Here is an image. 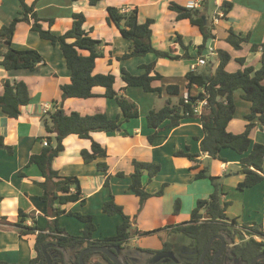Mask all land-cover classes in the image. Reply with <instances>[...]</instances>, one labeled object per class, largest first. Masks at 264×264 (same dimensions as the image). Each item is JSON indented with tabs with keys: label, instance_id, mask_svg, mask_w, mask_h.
<instances>
[{
	"label": "crops",
	"instance_id": "0c3cea01",
	"mask_svg": "<svg viewBox=\"0 0 264 264\" xmlns=\"http://www.w3.org/2000/svg\"><path fill=\"white\" fill-rule=\"evenodd\" d=\"M171 1L187 7H202L208 13L210 23L215 27L216 37L212 39L211 45L215 47L217 54H209V57L207 56L209 65H198V71L215 72L219 64V49L228 50L234 60L244 57L245 62L243 64L240 62L239 69L246 66H254L256 69L261 67L262 50L252 51L251 46L264 42V0H231L234 2V7L227 14V18L223 16V19L218 18L216 22L213 19L215 10L213 14L210 13L208 0H101L94 6L90 5L89 0H39L36 3V11L38 16L43 19V26L51 28L58 34L64 33L72 27L74 12L82 11L86 14L84 28L89 31L92 37L103 41L102 48L105 53L103 57L97 58L94 72L114 73L116 75V90L135 101L140 110V116L125 121L120 130L92 133V138L107 148L108 155L106 157L85 162L82 150L91 148L92 139L70 134L64 139V149L53 161V167L59 170L60 174L75 175L79 178L86 203L72 202L67 205V208L93 215L97 224L94 233L95 239L106 237L99 233L101 228L115 235L118 225L122 223L121 215H108L103 211L104 202L111 198L112 194L115 201L122 205L125 212L132 217L134 229L139 231L152 229L155 225H162L161 227H166L165 231L169 237L171 229L167 226L178 224L180 215L184 219L181 222L187 221L198 199L212 194L214 186L211 180L208 178L196 179L197 170H192V161L184 156H176L174 153L177 150L189 148L191 152L199 153L197 159L200 162V168L209 165L211 174L220 176L221 181L222 177L227 178H224L225 180L222 182L225 193L222 194V200H231L230 206H232L233 200L230 190H226V183L240 190L237 185L245 178L241 172V159L248 153L240 154L231 148H224L221 151L222 158H214L201 150V140L205 133L200 118L184 119L179 126L159 131L153 141L149 140V136L156 131L147 123L146 116L149 111L162 107L158 104L159 99L162 100V105L168 98L178 99V95H172L166 91V85H179L181 95L186 91L192 95H198L202 91V88L197 85L188 88L186 74L202 56L198 54L197 47L203 43L204 36L200 28L192 24L189 19L177 18V13L169 8ZM26 2L32 4L34 0H26ZM108 6H117L125 11L137 7L140 22H145L148 18L155 20L152 24V42L156 48L168 50L175 44L177 53L183 54L184 47L180 42L176 43L178 35H181L183 43L189 45L190 54L196 57L172 60L157 58L154 53H148L143 56L119 59L118 57L131 50L132 41L124 38L116 25L108 23ZM21 11L20 0H0V27L9 24L16 16L20 15ZM240 14L244 16L242 17ZM50 18L54 19L51 26L48 21L44 20ZM222 27H224L225 33L222 32ZM230 28L239 33L251 34L250 41L247 42L249 44L245 45L246 47L242 46L243 50L240 49V52L234 49L229 42H224V45L221 46L220 38L221 36L226 38ZM13 46L19 49L34 48L39 50L44 56V62L35 70L28 68L7 70L1 65L2 57L0 56V95L4 92L3 81L6 78L25 81L31 94L30 102L21 107V114L17 118L10 117L0 106V135L4 137V145L0 146V217H6L9 222H16L19 219V211L22 209L26 213L35 212L36 223L44 227L48 224L51 216L47 213L46 203L41 199L43 190L36 183V181H43L44 177L37 165H28L30 156L42 151L46 136L55 135V133L48 132L44 124V105L48 104V109L52 110L55 104H59L61 107L63 103V108L69 113L79 111L82 114H92L104 111L110 117H119L120 119H124V114L115 99L103 96L106 90L104 86L94 87L96 93L94 97L63 99L61 85L71 81V71L67 66L64 53L59 45L42 38L37 31L32 29L30 23L26 21L18 23L13 37ZM231 61L227 65V69ZM151 62H155V70L163 75L162 80L153 82L154 86L163 85L164 89L161 94L145 91L141 86H129L122 78V67L133 74H141L144 72L141 65ZM236 66L232 65V69H235ZM156 94L159 95V99ZM242 94V89H237L234 92L236 113L228 125V130L234 133L245 130L248 122L246 115L251 111L252 103L244 99ZM239 108H241V119L236 120L235 116ZM250 136L253 143H264V128H261L260 125L255 126ZM9 146H12L13 153H9ZM134 159L158 162L162 166L161 171L151 181L148 180L147 174L144 176V183L148 191L156 192L167 183L162 195H154L147 199L141 209L139 222L133 218L140 208L139 197L130 190ZM99 161H106L109 166V185L105 184L106 174L99 169ZM19 171H23L24 174L20 175ZM120 172H123L125 176H120L118 174ZM173 186L177 187V191L173 192ZM167 188H169L168 194ZM180 190L185 191L188 197L191 195L190 210H185L184 200L178 192ZM240 191L243 195L241 194L239 198L233 197V199L243 204L242 211L248 212L249 216L239 214L236 217L240 221L248 220L247 217H250L254 219V222L261 223L264 229V180L253 187ZM166 198H169L170 203L175 199H180V213H171L172 206L170 212L164 210ZM228 210L227 212H229ZM167 221L169 224H166ZM60 223L66 227L70 234H81L85 226L81 220L66 213L60 216ZM26 224H34L33 219L27 218ZM138 234L139 232L133 234L130 241H133ZM35 241L36 234L21 235L11 224L0 221V260L28 263L37 255ZM165 242L163 241L158 246L148 244L145 248L160 250L164 247ZM167 242L172 243L170 240ZM172 250L174 251L173 243ZM120 252L127 254L126 249ZM137 255L140 254L137 253ZM148 257H143V264ZM190 258L193 259V255ZM165 263L169 262L166 261L162 264Z\"/></svg>",
	"mask_w": 264,
	"mask_h": 264
},
{
	"label": "trees",
	"instance_id": "16d2710c",
	"mask_svg": "<svg viewBox=\"0 0 264 264\" xmlns=\"http://www.w3.org/2000/svg\"><path fill=\"white\" fill-rule=\"evenodd\" d=\"M22 11L9 24L0 27V56L1 65L7 69L28 68L35 70L44 62V56L34 48L19 49L13 46V37L20 21H26L31 24L33 30L37 31L42 38L50 40L53 44L59 45L66 58V63L71 71V81L61 85L62 97L90 98L96 96L94 87L104 86L103 96L115 99L121 107L124 119L112 118L104 111H97L92 114H82L79 111L67 112L59 104H55L52 110L44 114V124L50 133L54 136L47 135L49 145L44 146L40 153H33L28 165H37L44 177L43 181H36L42 188L41 199L46 203L47 213L51 216L48 224L44 227L36 223L35 212L26 213L24 210L19 211V219L16 222L7 221L6 217H0V221L5 224H11L21 235L36 234L35 249L37 255L28 263L8 262L0 260V264H48L47 257L43 248L47 246L53 264H81L80 253L83 249L90 246H120L121 250L125 249L134 233L132 217L125 212L122 205L115 201L112 194L103 204V211L108 215L119 214L123 220L117 227L115 235L104 238H94L97 224L92 214H85L78 211L68 210L67 205L72 202L80 201L86 203L80 180L75 175L64 176L60 171L53 167L54 159L64 149V139L70 134H77L81 138L92 139L91 148L82 150V157L85 162H91L99 157L108 155L107 148L92 138V133L96 131H117L121 129L122 124L132 118L140 116L138 104L131 98L119 92L115 88L116 75L114 73H95L96 60L105 55L102 48L103 41L92 37L84 28L86 14L84 12L73 13L72 27L64 33H55L51 28H45L42 18L36 11V3L28 4L26 0H20ZM101 0H89L90 5H97ZM234 7L231 0H223L220 8L224 11V18ZM169 8L177 13L178 19H189L194 25H197L203 36L204 41L197 47L198 54L209 59L203 54L206 43L209 38L216 37L214 25L206 24L202 17L204 10L202 7H187L175 1H171ZM53 25L54 19H44ZM107 20L109 24H114L119 28L122 36L132 41V47L129 52L124 53L119 59H128L135 56H143L148 53H154L157 58H169L179 60L182 58L192 59L195 55L190 54L189 45H185L178 35L176 43L184 47L183 54L177 53V47L173 44L170 49H158L152 42V24L153 18H148L145 22H140L138 18V8L125 11L117 6L107 7ZM251 34L236 32L233 28L228 30L226 40L236 49H241L245 42L250 41ZM262 50L260 57L261 67L256 69L254 66H246L237 71H229L227 65L233 59L232 54L225 49L218 50L219 64L214 73H208L198 70L187 72L188 88L197 85L202 88L198 95H190L186 102L184 94L181 95L180 86L177 84H168L165 89L172 95H178L177 100L168 98L165 104L160 108H153L147 114V123L156 131L149 136L153 141L159 131L168 130L177 127L184 119L200 118L204 129V137L201 140V150L208 153L214 158H222L221 151L224 148H231L240 154L248 153L242 157L241 172L245 178L237 185L238 189L245 190L253 187L264 180V143H253L250 133L252 129L260 125L264 128V42L261 44H252L251 50ZM242 64L245 62L244 57L238 58ZM144 72L133 74L126 68L122 67V78L129 86H141L148 92L163 91V85L154 86L153 82L162 80L163 75L155 70V62L142 64ZM4 92L0 95V106L10 117L17 118L21 114V107L31 100V94L28 84L23 80H11L6 78L3 81ZM242 89V97L249 100L251 111L246 115L248 120L244 131L234 133L228 130L230 121L236 113V102L234 92ZM208 95L205 94L204 91ZM225 91V95L219 99V91ZM207 98L208 104L204 107L201 114L194 111V105L199 99ZM167 121V122H166ZM4 145V137L0 135V146ZM9 153H13L12 146L8 147ZM176 156H184L192 161V170L196 179L208 178L211 180L214 191L205 198L197 201L195 208L191 212L189 220L168 225L172 233H184L192 240V245L197 252V258L192 262L184 264H197L201 254L206 248L211 237L223 234L226 237L227 244L234 243L229 254V247L225 248L216 264H227V258L238 260L235 264H252V260L264 253V243L257 241L252 237L253 234H264L263 225L257 222H241L238 217H231L227 210L231 200L223 201L222 181L220 176L210 173V166L205 165L200 168V162L197 159L199 153H193L187 149L177 150ZM134 171L131 173L130 190L140 198V208L142 209L145 201L154 195H162L165 183L162 188L156 192H150L146 189L144 176L148 175L151 181L161 171L162 166L158 162L133 160ZM99 169L106 174L105 184H110L109 166L106 161L98 162ZM23 175V171H19ZM125 176L123 172L118 173ZM222 190V191H221ZM1 199V197H0ZM181 201L177 199L175 203V212L180 213ZM69 214L81 220L85 226L81 234H70L60 223L62 214ZM27 218H32L34 224H26ZM134 218V217H133ZM135 219V218H134ZM172 235V234H171ZM236 235H250L245 241L235 243ZM221 239H215L208 253L206 254L203 264H211L214 260L217 250L221 247ZM114 249V248H113ZM117 251L116 249H114ZM172 250V243L165 242L164 247L157 249H144L149 254L147 262L149 264L154 254ZM70 253V254H69ZM122 261L121 252H118ZM126 257V256H124ZM86 264H116L107 254L101 251H92L84 256ZM172 263L169 258L162 259L158 264L164 262ZM259 262H264L261 259ZM127 264L126 262H124Z\"/></svg>",
	"mask_w": 264,
	"mask_h": 264
},
{
	"label": "rangeland",
	"instance_id": "374dc122",
	"mask_svg": "<svg viewBox=\"0 0 264 264\" xmlns=\"http://www.w3.org/2000/svg\"><path fill=\"white\" fill-rule=\"evenodd\" d=\"M252 1H254V0H252ZM208 2H209V6H210V13L213 14V11L216 8L215 7L216 6V1L215 0H208ZM204 3H202V4H204ZM240 16L243 17L244 15L240 14ZM219 19H223V18L219 17ZM218 28H220V26H218ZM221 30H222L223 33L226 32L224 27H222ZM222 37L223 36H221V38H220L221 46L224 45V42H226V43L228 42L225 37L224 38H222ZM247 44H249V43L245 42L243 44V46L246 47L245 45H247ZM234 49H236V48H234ZM234 49H232V51H235ZM236 50L238 52H240V49H236ZM241 50H243V49H241ZM232 65H237V66H236L235 69H232ZM240 65L241 64H240V62L238 60H236V59L234 60L233 59L231 61V63H230V66H228V69L233 70V71H237L240 68ZM156 97L158 99L160 98L158 94H156ZM158 104H159V106H163L164 105V104L162 105V100H160V99H159ZM239 104H241V102H239ZM240 110H241V108L238 109V113L235 116L236 120L241 119L240 118V114H241ZM224 178L225 177H222V182H224V180L227 179V178H225V179ZM226 184H227L226 185V187H227L226 190H230V194H231L232 200H233V204H232V206L229 207V210H228L229 211L228 212L229 215L232 216V217H236L239 214L243 215V216H245V214H246V216H249L248 212L242 211L243 204L240 201H237V200L233 199V197H238L239 198L241 196V194L243 195V193H241V191L237 190L235 187L231 186L229 183H226ZM164 188H165V186H164ZM221 188L224 191L223 186H221ZM167 189H168L167 190V194H168L169 193L168 192L169 188H167ZM176 189H177L176 186L172 187L173 192L177 191ZM178 192L180 193V195L182 196V198L184 200V207L186 208L185 210H190V198H191V195H190V197H188L187 194L185 193V191H183V190H180ZM244 195H245V193H244ZM175 200L171 201V203H170L169 202V198L168 199L166 198V200L164 201V210L167 211V212H170V207L172 206L171 213L175 212V207L174 206H175V203L177 201V200L176 201ZM139 201H140V198H139ZM185 201H186V203H185ZM162 210H163V204H162ZM140 216H141V208H139L136 211L135 215H134V218L136 219V222H139ZM182 216H184V215H182ZM190 217L191 216L189 215L188 220L190 219ZM69 218L74 219L72 217H69ZM179 218H180V219H178L179 221H177L179 223L184 220L181 217V215H180ZM247 219L248 220H243L242 219L241 221L245 222V223H248V222H251V221L254 220V219H252L250 217H247ZM66 220H69V219L66 218ZM159 222H161V221H159ZM166 224H169L168 221H167ZM173 225H175V224H173ZM161 226L162 225H155L152 229L139 230L138 236L136 238H134L133 241L131 240V241H129V243L127 245H125V249H126V253L127 254H124V252L121 253L122 256H123L122 258H125V261H123V262H126L127 264H143V257L149 256V254L144 253V249H146L145 248L146 245L149 244L150 246H156V245L158 246L160 243H163V241L165 242L166 240L167 241L170 240L174 244V255L178 259L179 262L184 264V262H186V261L187 262H191L190 260H196L195 258H197V255H196L197 252H196L194 246L192 245V243H191L192 240H191V238L189 236H187L184 233H172V232H170L169 234H172V235L169 237L167 231H165L166 227H161ZM133 229H134V227H133ZM135 230H136V228L134 229V231ZM99 233L104 234V236H112V234H110L104 228H101L99 230ZM73 234L78 235V233H73ZM134 234H136V233H134ZM245 238L247 239V235H245V237L241 236V235H236L235 243L243 242V241H245ZM233 245H234V243H230V245L227 244V246H226V248L229 247V254H230V251H231V248H232ZM137 253H139L140 255H137ZM144 254H146V255H144ZM192 255H193V259L190 258V257H192ZM124 256H126V257H124ZM146 262H147V260H146ZM237 262H239V261L238 260H231L230 256H229V258H227V264H235Z\"/></svg>",
	"mask_w": 264,
	"mask_h": 264
},
{
	"label": "water",
	"instance_id": "95a60500",
	"mask_svg": "<svg viewBox=\"0 0 264 264\" xmlns=\"http://www.w3.org/2000/svg\"><path fill=\"white\" fill-rule=\"evenodd\" d=\"M202 17L206 20V24L207 25L211 24L210 20H209L208 13L206 11H204L202 13ZM211 41H212V38H209L207 43H206V48L204 50V55H206L208 57H209L208 47L211 44ZM224 95H225V91L221 90V91H219V97L218 98L221 99ZM61 107L62 108L64 107L63 103H62ZM215 239H221V241H222V245L217 250V252L215 254V257H214V260L212 261L211 264H216L217 263L218 259L220 258V256L222 255L224 249L227 246V240H226L225 235H223V234H218V235H215V236L210 238V240H209L206 248L204 249L203 253L201 254V257H200V259H199L197 264H203L204 263L206 254L210 250V248L212 246V243H213V241ZM113 248L116 249L117 251H115ZM43 250H44V253H45L46 257H47L48 264H53L52 257L50 255V253L47 251V246H45L43 248ZM92 251H101V252L107 254L108 257L113 262H115L116 264H125L122 261V259L119 257V255H118V252L120 253V251H121L120 246H115V247H112V246H90V247H87V248L83 249L82 252L80 253L79 259H80V263L81 264H86L85 261H84V256H85L86 253H89V252H92ZM165 258H169V259L172 260V263H165V264H183V263L179 262L178 259L175 257L173 250L160 251V252L154 254L152 256L151 261H150L149 264H158V262L160 260L165 259ZM260 259H264V253L256 256L252 260V264H264V262L263 263H259L258 262Z\"/></svg>",
	"mask_w": 264,
	"mask_h": 264
},
{
	"label": "built area",
	"instance_id": "2783aa9c",
	"mask_svg": "<svg viewBox=\"0 0 264 264\" xmlns=\"http://www.w3.org/2000/svg\"><path fill=\"white\" fill-rule=\"evenodd\" d=\"M215 1H216V8H215V12H214L215 15H214L213 19L216 22L219 17H223L224 11L220 8L221 2L223 0H215ZM208 52L211 55L217 54L215 47L213 45H211V44L208 47ZM206 64H207V59L204 58V56H201L198 59V62L197 63H194L191 68H192V70H197L198 65H206ZM204 92H205L206 95H208L206 93V91H204ZM189 95L190 94L187 91L184 93V97L186 99V102H188V100L190 99V96ZM207 104H208L207 98L199 99L197 101V103L194 105V111L197 114H201L202 111H203V109H204V107ZM48 108H49V105L48 104H45L44 105V111L47 112L49 110ZM43 143H44V146H48L49 145L47 139H45ZM263 231H264V229H263ZM251 236L254 237V239H256L257 241H260V242L264 243V234H262V235L261 234H253ZM251 236L250 235H247V238H250Z\"/></svg>",
	"mask_w": 264,
	"mask_h": 264
},
{
	"label": "flooded vegetation",
	"instance_id": "af4514ba",
	"mask_svg": "<svg viewBox=\"0 0 264 264\" xmlns=\"http://www.w3.org/2000/svg\"><path fill=\"white\" fill-rule=\"evenodd\" d=\"M260 260H261V259H260ZM260 260H259V261H260ZM259 261H258V262H259ZM259 263H263V262H259Z\"/></svg>",
	"mask_w": 264,
	"mask_h": 264
}]
</instances>
